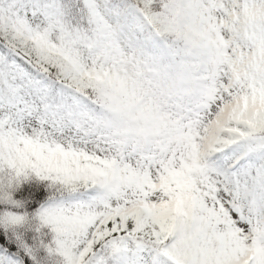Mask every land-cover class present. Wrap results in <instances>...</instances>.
<instances>
[{"label":"snow or ice","instance_id":"6c2138e0","mask_svg":"<svg viewBox=\"0 0 264 264\" xmlns=\"http://www.w3.org/2000/svg\"><path fill=\"white\" fill-rule=\"evenodd\" d=\"M0 264H264V0H0Z\"/></svg>","mask_w":264,"mask_h":264}]
</instances>
